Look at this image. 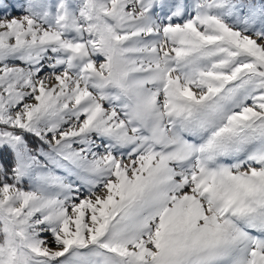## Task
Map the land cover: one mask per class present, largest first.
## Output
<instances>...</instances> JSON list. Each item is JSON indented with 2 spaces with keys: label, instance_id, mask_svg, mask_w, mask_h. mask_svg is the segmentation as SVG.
Instances as JSON below:
<instances>
[{
  "label": "snow or ice",
  "instance_id": "1",
  "mask_svg": "<svg viewBox=\"0 0 264 264\" xmlns=\"http://www.w3.org/2000/svg\"><path fill=\"white\" fill-rule=\"evenodd\" d=\"M0 264H264V0H0Z\"/></svg>",
  "mask_w": 264,
  "mask_h": 264
},
{
  "label": "rangeland",
  "instance_id": "2",
  "mask_svg": "<svg viewBox=\"0 0 264 264\" xmlns=\"http://www.w3.org/2000/svg\"><path fill=\"white\" fill-rule=\"evenodd\" d=\"M17 2L23 3V0H17ZM11 15L14 17H19L20 15H22V13L20 11H18L16 8H13L11 10Z\"/></svg>",
  "mask_w": 264,
  "mask_h": 264
}]
</instances>
